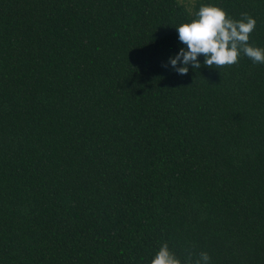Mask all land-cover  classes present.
<instances>
[{"label":"trees","instance_id":"trees-1","mask_svg":"<svg viewBox=\"0 0 264 264\" xmlns=\"http://www.w3.org/2000/svg\"><path fill=\"white\" fill-rule=\"evenodd\" d=\"M204 4L264 48V0H0V264H264V64L168 63Z\"/></svg>","mask_w":264,"mask_h":264},{"label":"clouds","instance_id":"clouds-1","mask_svg":"<svg viewBox=\"0 0 264 264\" xmlns=\"http://www.w3.org/2000/svg\"><path fill=\"white\" fill-rule=\"evenodd\" d=\"M256 20L247 13L241 19H233L225 10L214 4L201 5L194 18L176 26L179 41L186 47L169 58L168 63L180 75H186L189 65L199 69L203 64L219 69L238 63L241 53L254 64H264V48L249 43L250 34L255 30ZM179 62V63H178ZM189 253L187 264H192ZM210 256L201 251L195 264H209ZM150 264H181V260L163 243Z\"/></svg>","mask_w":264,"mask_h":264},{"label":"rangeland","instance_id":"rangeland-1","mask_svg":"<svg viewBox=\"0 0 264 264\" xmlns=\"http://www.w3.org/2000/svg\"><path fill=\"white\" fill-rule=\"evenodd\" d=\"M194 0H178L179 3H182L185 6H189L193 3Z\"/></svg>","mask_w":264,"mask_h":264}]
</instances>
